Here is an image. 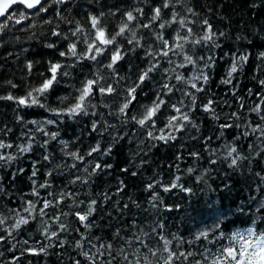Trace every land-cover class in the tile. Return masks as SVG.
Returning <instances> with one entry per match:
<instances>
[{"label":"trees","instance_id":"trees-1","mask_svg":"<svg viewBox=\"0 0 264 264\" xmlns=\"http://www.w3.org/2000/svg\"><path fill=\"white\" fill-rule=\"evenodd\" d=\"M163 3L69 0L57 4L46 0L47 11L37 14V10L29 12L17 6V16L24 11L26 18L21 24L6 21L8 27L0 32V96L26 97L51 76L50 63L67 66L61 71L70 75H61L36 105L0 100V142L12 145L0 148L5 157L0 160V264H76L77 260L91 264L82 252L95 253L101 244H111L113 255L124 248L134 262V250L138 249L155 264L156 258L143 245L162 250L161 237L170 241L171 251L195 252L183 261L194 264L202 261L205 249L215 253L220 245L229 243L217 239L221 232L230 237L254 224L258 232L264 231V207H260L264 204V85L260 83L264 80V58L260 56L264 53V0H172L153 21L154 9ZM129 11L135 17L131 22L126 19ZM90 15L100 17L113 34L128 24L125 33L117 37L124 58L115 72L107 68L111 50L97 61L60 56L72 42H78V52H86L83 41L93 35ZM144 24L150 27H142ZM78 25L82 31L73 36ZM209 27L215 35L209 41L201 40L209 34ZM54 31L62 35L53 36ZM177 33L187 37V41H178L183 48H175ZM160 36L175 48L168 57L158 54L163 48ZM197 40L200 43H194ZM49 44L54 47H47ZM186 56L191 57V64ZM241 56L247 60L239 61L237 72L229 78L234 59ZM153 63L157 67L150 79L137 89L127 115H121L119 107L127 89L138 83V76ZM177 75L183 80H177ZM202 75L208 76L206 82ZM194 76L201 78L194 80ZM97 77L101 85H112L116 91L92 98L88 115L50 111L66 112L82 82ZM226 79L231 83H223ZM164 83L174 86L172 93L163 97L168 105L161 107L154 126L141 127L132 116L141 117L146 105L160 92H167L161 87ZM193 83L202 91L192 88ZM65 96L69 99L61 102ZM209 100L214 111L205 112L203 106ZM171 105L180 107L181 113ZM257 106L261 111L253 110ZM182 113H187L189 120L177 122L179 131L167 126L169 117ZM49 120L55 123H46ZM225 124L231 127L222 128ZM149 131L155 137L170 134L176 138L153 139ZM97 145L100 150L89 156ZM233 147L236 152L228 156ZM73 152L83 159L73 158ZM237 156L236 165L230 166ZM97 163L104 167L93 172ZM173 183L179 186L172 188ZM93 200L92 226L85 228L75 213L86 212ZM47 201L52 203L41 213ZM20 218L28 223L15 228ZM217 224L219 229L210 231ZM200 231H209L207 240L195 239ZM77 242L83 248H78ZM41 248L45 251L40 252ZM31 250L39 254L33 255ZM101 252L105 254L96 264H106L110 258L106 249ZM160 255L163 264L167 253L161 251ZM117 260L126 264L121 256Z\"/></svg>","mask_w":264,"mask_h":264},{"label":"snow or ice","instance_id":"snow-or-ice-1","mask_svg":"<svg viewBox=\"0 0 264 264\" xmlns=\"http://www.w3.org/2000/svg\"><path fill=\"white\" fill-rule=\"evenodd\" d=\"M54 3L57 4H67L69 3V0H53ZM172 0H164V3L162 4L161 7H157L154 9V15L152 16V20L156 21L161 17V10L162 8H168L171 4ZM18 5H23L25 9L28 10H37V14L40 12H45L47 11L45 5H44V0H0V17L5 18L4 20H0V32H2L5 28L8 27V24L6 21H11L15 20L16 24H21V22L26 18L27 13L24 11H19L18 16L16 14V6ZM189 11H192L189 9ZM115 13H113L114 15ZM177 14H173V22L176 19ZM195 15V13H193ZM89 22L91 24V37L89 39H85L83 42L87 44V50L85 53L81 54L78 52V42H72L68 44L67 51H61L60 56L61 57H67L69 54L71 57H75L77 59H80L81 56L83 59H90L92 61H97V58L99 56H102L105 54L106 51L111 50V58L110 62L107 64V68L112 69L113 72H115V66L118 64L119 61H121L124 57L118 47L117 44V37L122 36L125 31L128 29V24L124 23L120 26L119 31L116 32L115 34L109 32L106 30L105 26L102 24L100 17L96 15H90L89 16ZM126 19L128 22H131L135 19L133 12L129 11L126 14ZM165 23H168L167 21ZM165 23L160 24L161 28L165 27ZM204 24L207 25L208 22L207 20L204 21ZM180 26L183 28L184 21H180ZM142 27L148 28L150 27L149 24H144ZM82 29L79 27V25L76 27L75 31L72 33L73 36H75L77 33L81 32ZM207 32L209 34H205L203 37H201V40L203 41H209L212 39V37L215 35V33L211 32V28L209 27ZM189 33H191V29H189ZM53 36H61L62 34L60 32H53ZM133 35H135L133 33ZM223 35V33H221ZM67 39V37L65 36ZM159 39L162 40L163 43V48L160 50L158 53L159 55H163L165 57L169 56V53L174 51L175 48H183V45L180 44L178 41L184 40L187 41V37L179 35L177 33V36L175 37L177 43L175 45V48L172 43H170L169 39L164 38L163 36H160ZM131 43V41H129ZM138 43V42H137ZM194 43H200V40L195 41ZM47 47L52 48L54 47L53 44L47 45ZM153 53L149 52V56H152ZM260 56L264 58V53H261ZM185 60L188 61V63H192L191 57L186 56ZM247 57L246 56H241L239 57V60H235L228 72V77L231 78L233 73L237 72V67L239 64V61H246ZM169 62H171L169 60ZM210 66V65H206ZM67 66L62 65L60 62L56 63H50L49 71L51 73L50 77H45L39 87H35L32 89V91H29L27 93L26 97H15L12 94H9L7 96H0V100L6 99V100H12L16 101L19 105H24V106H31V105H36L39 103V96L49 92L54 84L59 82V77L61 75L63 76H69L70 73L67 71H61L62 68H65ZM157 65L155 63L151 64L146 70H144L139 76H138V83H134L131 87L127 89V96L125 98V101L122 103V105L119 107V113L121 115H127V111L129 110L130 105L133 103V101L136 100L137 98V89L141 87V85L144 84V82L148 79H150V74L156 69ZM183 67V65H181ZM27 68L29 71H31L32 64L29 63L27 65ZM177 80H183V76L177 75L175 77ZM201 77H193L194 80L200 79ZM202 79L206 82L208 80L207 75H202ZM100 78L97 77L95 79H86L85 81L82 82L81 86L77 89L78 96L73 97V103L71 104L70 107L66 109V112L64 110H57V109H50V111L56 113L57 115H62V114H67L70 116H77L80 114L88 115L87 108L91 102V99L94 98L97 94H99L101 97L104 96H111L115 93V88L112 85H101L99 83ZM9 84H11V81H8ZM225 84L231 83V79H226L223 81ZM261 85H264V80L260 81ZM12 87L15 88L16 85L12 84ZM162 89H167V92H160L156 98L153 100L152 104L150 106H145V111L143 115L139 118L136 116H132V119L136 121L141 127H144L146 124L149 126H154L155 124V118L157 117V114L161 111L162 106H167L168 101H166L163 97L168 95L169 93H172L173 87L170 86L167 83L162 84ZM192 88H195L196 91H202V89L197 88L196 84H192ZM251 91V90H249ZM187 95V93H185ZM69 98L67 96L61 98V102L64 100H68ZM193 103H195V97H193L192 100ZM181 104H183V101H180ZM213 103L212 100H209L207 104L203 106V110L205 112H210L214 111L210 105ZM43 107L44 105H40ZM171 107L174 108V110L177 113H181V108L177 107L175 105H171ZM254 111H261L259 106H257ZM235 115V113L233 114ZM264 119V117H262ZM179 120L183 121H188L189 116L187 113H182L180 117L177 116H171L168 119V127H173L177 125V122ZM35 123V121H33ZM46 123H55V121H47ZM195 126V125H194ZM222 128H228L231 127V125H222ZM96 124L93 122V130H95ZM180 130V126H176V131ZM255 131V129H253ZM56 134H53V138H55ZM247 135V133H245ZM148 136L153 138V139H159L162 141H167V140H174L176 137L173 135H161L159 137L153 136V133L151 131L148 132ZM12 145L8 144L5 145L3 142H0V148L4 147H11ZM24 151H27L28 149L25 148L23 149ZM99 145L96 147L91 148V150L88 152V155L91 156L93 153H96L99 151ZM110 151V149H109ZM236 152V148H232L231 151L228 152V156H232L233 153ZM105 155L107 152L104 153ZM73 158L77 159H83L82 156H78L77 153L73 152L70 154ZM195 155V153L193 154ZM240 157L233 158L231 161V165H236L237 159ZM5 159L4 156L0 155V160ZM8 159H12V157H8ZM45 159H48L46 156ZM101 164L97 163L95 164V168L93 169V172L96 170L102 169ZM107 167H110L108 165ZM189 171H192L189 169ZM51 175V173H49ZM135 175V173H133ZM32 176H36V171H33ZM79 179V177H77ZM177 180H179V177H176ZM44 185H41L43 187ZM179 185L173 183L171 185L172 188H176ZM153 187L152 184L148 185V188L151 189ZM165 191H169V188H165ZM35 194V193H34ZM156 197L154 196L153 199ZM51 201H47L44 203L43 208L40 209L41 213L44 212L45 209H47ZM96 204V201L93 200L91 201V204H89L87 211L86 212H76L75 215L77 216L78 220L80 223L85 227V228H91L92 224L90 221V217L92 216L93 212L95 209L93 208V205ZM34 208V205H31ZM260 207H264V204H261ZM25 211H28V209H25ZM242 211V209H241ZM259 211V208L257 209ZM28 220L25 218H20L16 224L14 225L15 228H19L23 224H27ZM0 224H3V220H0ZM160 227H163V225H160ZM219 229V224L215 225L213 229L210 231H216ZM155 231V229H153ZM52 236H56V233L53 232L51 233ZM209 231H200L196 236V240H200L201 238H204L205 240L208 239ZM2 239V238H0ZM161 239L164 240V248L161 250L159 248L153 249L149 245L144 244L143 246L148 248L149 253L151 254L152 257L156 258L155 264H160L161 260V251L164 253H167V256L163 257V264H176L177 261L181 262L183 264V261H187L189 257H192L196 255L195 252L192 251H171L169 250V243L167 239L161 237ZM217 239L220 240H228L229 243L226 245H220L215 253H212L210 250L205 249L203 253H201L202 256V261H195L194 264H264V231H257L255 228V224L253 227L248 228L245 231H240L236 232L232 236H226L223 232L220 233V236L217 237ZM211 243L212 241H208ZM26 244L27 241H24ZM129 246H131L132 242L128 241L127 242ZM143 244V242L141 241ZM189 243H192L191 241ZM76 246L78 248H83V245H81L79 242H77ZM101 249H106L108 256L110 257L107 261L106 264H113V261L116 260L117 264H120V261L117 260V256H121L123 258V261L126 262V264H153V261L149 260L147 256H141L139 253V250H134L135 255L137 259L132 261L129 258V254L126 252L124 248H121L118 250L117 255L112 254V245H104L101 244L99 247L96 248L95 253H91L89 251H83L82 255L85 256L86 258H90L91 264H96L97 258L99 256H103L105 253L101 252ZM40 252H44L45 250L41 248L39 250ZM31 254L36 255L39 254L35 250H31ZM183 258V259H181ZM76 264H81L79 260L76 261Z\"/></svg>","mask_w":264,"mask_h":264},{"label":"water","instance_id":"water-1","mask_svg":"<svg viewBox=\"0 0 264 264\" xmlns=\"http://www.w3.org/2000/svg\"><path fill=\"white\" fill-rule=\"evenodd\" d=\"M45 1V0H44ZM19 6V5H18ZM20 6H22L23 7V5H20ZM24 8V7H23ZM26 10H28V9H26ZM35 9H33V10H28V11H34ZM0 18H2V17H0Z\"/></svg>","mask_w":264,"mask_h":264},{"label":"bare ground","instance_id":"bare-ground-1","mask_svg":"<svg viewBox=\"0 0 264 264\" xmlns=\"http://www.w3.org/2000/svg\"><path fill=\"white\" fill-rule=\"evenodd\" d=\"M45 2V1H44Z\"/></svg>","mask_w":264,"mask_h":264}]
</instances>
